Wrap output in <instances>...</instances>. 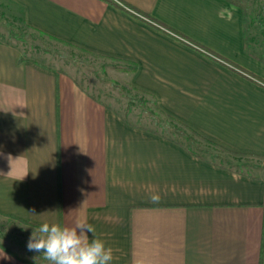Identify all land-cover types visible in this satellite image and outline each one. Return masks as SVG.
I'll list each match as a JSON object with an SVG mask.
<instances>
[{
    "label": "crops",
    "instance_id": "obj_1",
    "mask_svg": "<svg viewBox=\"0 0 264 264\" xmlns=\"http://www.w3.org/2000/svg\"><path fill=\"white\" fill-rule=\"evenodd\" d=\"M9 1L34 31L123 63L175 131L135 123L69 70L0 40V215L15 228L0 236V264H48L27 250L31 227L82 218L111 264H264V175L217 159L264 158V54L244 6Z\"/></svg>",
    "mask_w": 264,
    "mask_h": 264
},
{
    "label": "rangeland",
    "instance_id": "obj_2",
    "mask_svg": "<svg viewBox=\"0 0 264 264\" xmlns=\"http://www.w3.org/2000/svg\"><path fill=\"white\" fill-rule=\"evenodd\" d=\"M239 1L245 8L248 28L258 23V37L255 41L260 46L258 54H264V0ZM179 36L201 49L204 53L214 54L184 36ZM0 40L16 42L24 49L25 55L38 57L44 62L69 70L76 80L85 86L92 95L113 104L135 123L158 131L171 132L169 130L172 129L166 127L167 124L163 127L160 120L163 118L162 114L154 105L153 99L147 94L131 88L132 86L126 80V75L118 67L123 63L100 54H87L59 40L34 31L21 23L15 14L14 5L9 0H0ZM251 42L252 40L249 38V43ZM126 70L131 71L129 68ZM178 137L184 143L195 145V143L188 142L182 136ZM198 143L199 146L203 147L209 145L200 139ZM217 157L220 161H224L235 168L246 171L251 170L264 175V158L227 154H220ZM14 230V226L12 224L10 226V222L0 215V236L8 235L13 239L15 236L11 233Z\"/></svg>",
    "mask_w": 264,
    "mask_h": 264
},
{
    "label": "clouds",
    "instance_id": "obj_3",
    "mask_svg": "<svg viewBox=\"0 0 264 264\" xmlns=\"http://www.w3.org/2000/svg\"><path fill=\"white\" fill-rule=\"evenodd\" d=\"M151 200L159 202V194H153ZM31 229L27 250L42 254L48 264H111L113 260L112 250L103 240L89 237V233H94V227L87 218L78 219L72 226L59 220H46ZM0 258L10 259L2 239Z\"/></svg>",
    "mask_w": 264,
    "mask_h": 264
},
{
    "label": "trees",
    "instance_id": "obj_4",
    "mask_svg": "<svg viewBox=\"0 0 264 264\" xmlns=\"http://www.w3.org/2000/svg\"><path fill=\"white\" fill-rule=\"evenodd\" d=\"M108 1H112V0H108ZM229 1H230V2H233V3H235V4L242 5L241 2H240L239 0H229ZM115 3H117V2L115 1ZM123 3H124V2H123ZM117 4H118V3H117ZM118 5H121V7L125 8L124 5H127V4L124 3V5H122V4H118ZM242 7H243V5H242ZM143 15L153 20V18H151L149 15H147V14H143ZM40 33H43V32H40ZM51 37H52V36H51ZM55 39H57V40H59V41H63V40L58 39V38H55ZM235 67H237V66H235ZM131 69H133V66H130V70H131ZM239 69H240V68H239ZM259 79H260V78H259ZM261 81H262V80H261ZM137 91H141V90H138V89H137ZM141 92H143V93L146 94V92H144V91H141ZM151 98L153 99V102L155 103V101H154V96H153V95H151ZM154 105H156V104H154ZM157 109H158V111H159V108H157ZM162 123H163V127H165L164 125L167 124L166 127H168V128L170 127L173 131H175V127H174V125L170 124L169 122H164V121H162Z\"/></svg>",
    "mask_w": 264,
    "mask_h": 264
}]
</instances>
